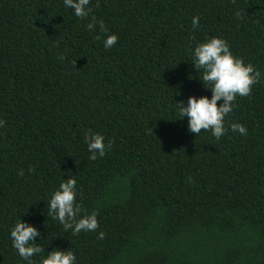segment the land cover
<instances>
[{"label": "trees", "instance_id": "16d2710c", "mask_svg": "<svg viewBox=\"0 0 264 264\" xmlns=\"http://www.w3.org/2000/svg\"><path fill=\"white\" fill-rule=\"evenodd\" d=\"M89 7L78 18L63 0H0V264H28L10 238L20 218L41 233L33 264L53 249L77 264H264V0ZM212 37L260 72L219 139L188 132L178 105L211 96L192 62ZM91 133L111 145L96 160ZM68 178L95 231L72 235L47 215Z\"/></svg>", "mask_w": 264, "mask_h": 264}, {"label": "clouds", "instance_id": "9594fccd", "mask_svg": "<svg viewBox=\"0 0 264 264\" xmlns=\"http://www.w3.org/2000/svg\"><path fill=\"white\" fill-rule=\"evenodd\" d=\"M66 8L74 10L78 18L87 17L91 11L90 0H63ZM239 16V13H237ZM200 18L194 16L192 25L199 26ZM95 23H89L87 28L92 31ZM99 28L104 29V22H99ZM118 41V36L110 34L104 40L105 49L113 47ZM193 65L197 72L203 70L199 79L206 87L211 96H190L187 102H179V114L187 117V131L198 136L201 129L211 130L212 136L219 139L225 134L224 118L233 111L234 101L239 97L250 95L253 85L259 82L260 72L251 63H245L241 58L236 57L230 50L228 43L220 37H212L205 42L198 44L193 51ZM218 102L219 105H218ZM4 121L0 120V127ZM233 133L239 132L246 135L247 129L238 123L231 125ZM105 138L98 133H91L85 136V142L90 153L89 159L96 160L103 157L106 148ZM22 175V173H21ZM77 188L75 178H68L59 184V187L47 201V215L53 220H58L63 225L64 231L71 230L72 235H78L81 231H95L99 225L97 213L81 215V206L77 203ZM104 233L99 232L98 238L103 239ZM41 233L38 228L21 218L10 231L12 246L18 255L33 264L31 257L42 253L43 249L36 243V238ZM40 264H77L76 255L71 250L53 249L43 257Z\"/></svg>", "mask_w": 264, "mask_h": 264}]
</instances>
